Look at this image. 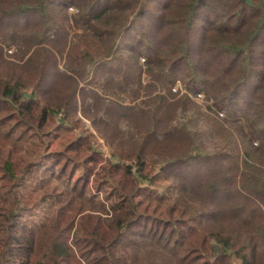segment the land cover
Here are the masks:
<instances>
[{
  "label": "trees",
  "instance_id": "16d2710c",
  "mask_svg": "<svg viewBox=\"0 0 264 264\" xmlns=\"http://www.w3.org/2000/svg\"><path fill=\"white\" fill-rule=\"evenodd\" d=\"M69 5L78 9L72 20ZM141 57L146 97L160 90L143 96L134 147L105 167L112 204L88 206L90 168L36 220L21 200L26 177L43 169V186L76 170L60 154L38 152L44 129L80 126L81 81L107 61L131 72ZM178 81L237 117L230 127L208 123L213 154L200 133L172 126L189 105L172 102ZM97 130L116 146V130ZM31 147L38 153L27 160ZM91 149L86 132L67 148ZM159 175L175 182L157 215L154 201L166 203L155 194ZM0 264H264V0H0Z\"/></svg>",
  "mask_w": 264,
  "mask_h": 264
},
{
  "label": "rangeland",
  "instance_id": "374dc122",
  "mask_svg": "<svg viewBox=\"0 0 264 264\" xmlns=\"http://www.w3.org/2000/svg\"><path fill=\"white\" fill-rule=\"evenodd\" d=\"M68 13L72 20L77 16L78 9L73 5H69ZM76 30L73 24V28L68 29V38L60 37L58 45L62 49H64V46L68 42L70 43L71 39L74 37V33L77 32ZM5 50L7 54H12L14 52V49L10 48H6ZM107 62L109 66L105 69H100L98 74H96V78L91 77L80 83L77 96L78 118L81 125L79 126L69 122L60 123V118L61 120L63 118V116L60 115L57 119V123L61 124L59 128L51 124L47 127L49 129H44L46 133H48V131L50 133L43 138L44 144H42L41 151L38 152L49 154L53 157L60 154L63 156L62 159L64 160L66 158L70 166H75L76 170H74V175L69 179H65L61 182L54 181L43 186L40 183V179L43 176V169H38L32 175L30 174L26 177L28 179L27 185L21 191V200L30 207L31 213L36 215V220H41L48 214L46 208L49 209L52 204L57 202L58 199L56 198V194L64 192L67 184L77 181H79V184L84 183V175L88 170L90 171V168L92 169V175L87 183L88 206L99 208L102 203L112 204L111 201L108 202L106 199L107 194H109L113 188L110 182L111 174L109 171L111 170L109 166L108 169L105 167L110 160L117 163L118 158L114 159V155L116 154L118 157L120 156V152H129L135 144L133 139L140 138L138 129L133 127V118L141 114V110L143 109V96L146 97L143 91V82H148L143 79V72L141 73V69L143 70V57L140 58V62L138 65H135L131 72L127 70L129 64H125L122 60L113 64H110V61ZM58 63L59 68L64 71L65 62L62 57H59ZM179 82L180 81L175 83L171 88L172 95H175L172 97V102L187 97L188 100H185V102H189V105L186 106L188 110H185L184 107L178 109L177 113L173 116L172 126H187L193 132L200 133L202 135L201 139L203 146L206 147L209 154H213L215 144L213 142L214 139L207 136L208 123H211V121L216 123L221 120L223 125L230 127L228 122L237 124V117L234 116L232 118L233 115L231 113L227 114L225 111L220 110L216 106L214 98L205 92H200V94L203 95V97H200L198 93H192L183 83ZM159 90L160 89L145 99H154ZM146 92L149 94L148 91ZM192 103L195 104L198 109L190 110L192 109ZM108 108L109 112H106ZM98 126H107L116 130L117 134L119 133L120 137L115 147L109 145L102 135L99 134L97 130ZM84 132L91 138L92 149L83 151L82 153L68 151V146L76 142ZM136 134L137 138L134 137ZM31 150L32 151L26 155L27 160L29 158L35 159L38 153L35 147H31ZM94 156L99 158V160L102 159V162L97 165L89 162ZM154 158L156 159L157 157L154 156ZM128 164H130L129 166H133V173L135 174L138 166L134 165V163ZM160 165L161 164H158L156 168ZM155 174L156 171L154 170L152 176ZM116 180L114 179V184ZM144 182L146 185L149 184L147 180ZM174 182V179H165L161 175L157 176L154 187V190H156L155 194L160 196L166 203L160 207L158 201H154L151 208L152 213L157 209H159L158 213H156L157 215H159L160 211H166L167 205H169L167 201L169 197H171ZM162 195H164V199ZM45 196H47V198ZM139 200L143 201V197L139 198Z\"/></svg>",
  "mask_w": 264,
  "mask_h": 264
},
{
  "label": "built area",
  "instance_id": "2783aa9c",
  "mask_svg": "<svg viewBox=\"0 0 264 264\" xmlns=\"http://www.w3.org/2000/svg\"><path fill=\"white\" fill-rule=\"evenodd\" d=\"M200 97H203V95L199 94Z\"/></svg>",
  "mask_w": 264,
  "mask_h": 264
}]
</instances>
